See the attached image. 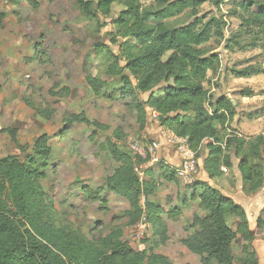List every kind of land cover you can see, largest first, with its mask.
<instances>
[{
	"label": "rangeland",
	"instance_id": "rangeland-1",
	"mask_svg": "<svg viewBox=\"0 0 264 264\" xmlns=\"http://www.w3.org/2000/svg\"><path fill=\"white\" fill-rule=\"evenodd\" d=\"M85 1L0 0V12L4 14L0 23V129L8 130L0 134V159L15 156L24 161L32 154L36 139L46 135L53 160L40 185L53 201L55 212L51 215L56 222L77 229L87 244L97 245L108 230H121L122 241L134 251L161 254L172 264H200L199 257L190 253L182 242L194 235L197 226L194 218L205 216L199 205V191L194 186L206 178L202 166L208 155L206 143L197 149L196 174L191 176V181L176 178L170 182L161 175L164 170L159 171V166L151 170L157 190L150 201L164 211L160 219L166 227V243L153 236V230L145 239L134 241L124 217L128 204L113 193H103L107 198L104 210L97 201L82 195V186L92 190L101 187L117 168L110 154L100 149L101 145L111 141L121 152L131 154L132 141L143 136L148 142L156 140L162 128L157 115L149 108L145 109L146 120L142 125L131 98L118 93L117 79H110L105 73V52L120 56L119 46L125 42L118 36L119 27L115 23L125 7L113 4L104 16L94 7L85 12L82 9ZM143 7L150 11L157 9L152 0L144 2ZM195 19L202 24L209 19L225 24L223 39L213 37L201 47L206 57L215 55L219 60V70L205 84V89L215 99L226 98L236 110L232 123L223 133L244 139L264 137L262 38L255 31L241 28L227 3L214 6L209 0L174 18L162 22L151 19L149 23L164 22L179 28L194 23ZM245 68L263 73L246 79L233 75V71ZM87 75L109 86L94 93L86 84ZM169 85L154 86L150 93L139 94L138 101L144 104L150 94L159 96ZM247 92L252 96L244 98L241 94ZM44 110L52 112L50 120L39 115L38 111ZM81 113L108 130L97 131L96 138L92 139V126L68 122L71 115ZM10 131L15 132V140ZM18 146H23L26 153H21ZM228 154L233 167L208 185L219 188L224 196L231 194L244 207L249 228L254 233L252 247L258 264H264V227L256 226L264 206V188L255 195L242 194L238 159L232 150ZM161 158L166 161L162 153ZM141 203L144 209L143 200ZM142 216L147 219L146 213ZM228 225L235 231L237 222L229 219ZM243 245L239 236L232 250L235 258H240Z\"/></svg>",
	"mask_w": 264,
	"mask_h": 264
},
{
	"label": "trees",
	"instance_id": "trees-1",
	"mask_svg": "<svg viewBox=\"0 0 264 264\" xmlns=\"http://www.w3.org/2000/svg\"><path fill=\"white\" fill-rule=\"evenodd\" d=\"M147 1L82 2L85 12L89 13L94 7L104 16L109 14L113 4L125 7L115 22L119 27L118 36L125 42L119 46L120 56L105 52V73L110 79H117L118 93L131 98L142 125L146 120L145 109L149 108L157 114L161 127L186 138L193 152L206 143L208 155L202 166L208 179H218L223 173L221 168L233 167L228 154L232 150L238 159L243 194H257L264 188V137L244 139L224 134L236 110L226 98L211 97L204 87L219 70V60L215 55L206 57L201 47L213 37L223 39L225 24L212 19L202 24L195 19L194 23L179 28L164 22L152 25L151 19L166 21L187 9H195L205 0H152L157 7L152 11L143 7ZM209 1L214 6L227 3L240 27L257 32L264 43V0ZM3 20L4 14L0 12V23ZM262 73L253 68L233 71L239 79ZM85 81L94 93L109 86L90 75ZM160 83L170 85L159 96L150 94L144 104L138 101L139 94L150 93ZM241 95L244 98L252 96L251 92ZM38 113L47 120L52 117V112ZM68 122L92 126V139L96 138L97 131L108 130L106 126L89 121L83 113L71 115ZM3 133L8 130L0 129V134ZM9 134L15 140V132ZM100 149L110 154L117 168L105 178L101 187L92 190L82 186V195L97 201L104 210L107 198L103 193H113L128 204L124 214L128 227L146 213L153 236L166 243V227L160 219L164 211L150 201L157 190L153 171L146 170L145 179L140 182L134 172V166L139 162L129 151L121 152L111 141L101 145ZM18 150L26 153L23 146H18ZM52 153L49 138L42 135L33 143L32 154L24 161L15 156L0 159V264H172L161 254L134 251L122 241L124 232L121 230H108L97 245H92L86 243L77 229L56 222L51 215L55 212L53 201L40 185L46 179ZM163 164H159V171L164 170L161 175L174 182V170ZM194 188L199 191V205L205 216L194 218L196 230L182 242L185 248L199 257L200 264H258L257 253L252 247L254 233L249 228L244 209L206 183ZM229 219L237 222L235 231L229 227ZM256 223L257 228L264 227V206ZM239 236L244 245L237 259L232 250Z\"/></svg>",
	"mask_w": 264,
	"mask_h": 264
},
{
	"label": "built area",
	"instance_id": "built-area-1",
	"mask_svg": "<svg viewBox=\"0 0 264 264\" xmlns=\"http://www.w3.org/2000/svg\"><path fill=\"white\" fill-rule=\"evenodd\" d=\"M153 114L157 115L154 111ZM129 150L134 159L139 162L135 164L134 172L140 182L145 179L146 170H153L163 162L162 158L160 159L161 153L162 155L173 154L177 158V162L171 159L167 161L163 156L166 160L163 165L171 167L176 178L191 181V176L196 174V153L189 148L187 139L176 136L164 128L159 130L158 139L148 142L143 136L141 140L132 141L129 144ZM221 170L223 173L227 172L225 168H221ZM150 231L152 228L149 221L142 216L136 224L130 226V237L136 242L141 241L147 237Z\"/></svg>",
	"mask_w": 264,
	"mask_h": 264
},
{
	"label": "crops",
	"instance_id": "crops-1",
	"mask_svg": "<svg viewBox=\"0 0 264 264\" xmlns=\"http://www.w3.org/2000/svg\"><path fill=\"white\" fill-rule=\"evenodd\" d=\"M163 156H164L165 159H167V161L171 159V160H175V162H177V158L173 154H167L166 153V154H163ZM165 163H167V162H165ZM204 175L206 176V178H203L202 182L206 183V184H209V183L211 184L212 180L208 179V177H207L205 172H204ZM217 189L220 191L219 188H217ZM241 192H242V190H241ZM242 194H243V192H242ZM227 197H229L230 199H233V201L237 205L241 206L244 209V207L241 205V203L238 200H236L233 196H231V194H228Z\"/></svg>",
	"mask_w": 264,
	"mask_h": 264
}]
</instances>
